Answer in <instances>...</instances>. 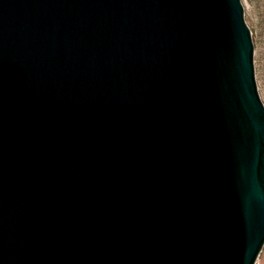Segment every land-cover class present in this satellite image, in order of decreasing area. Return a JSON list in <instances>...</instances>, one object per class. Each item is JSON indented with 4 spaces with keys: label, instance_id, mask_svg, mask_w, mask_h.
<instances>
[{
    "label": "water",
    "instance_id": "water-1",
    "mask_svg": "<svg viewBox=\"0 0 264 264\" xmlns=\"http://www.w3.org/2000/svg\"><path fill=\"white\" fill-rule=\"evenodd\" d=\"M253 54L241 0H0V264H255Z\"/></svg>",
    "mask_w": 264,
    "mask_h": 264
},
{
    "label": "rangeland",
    "instance_id": "rangeland-1",
    "mask_svg": "<svg viewBox=\"0 0 264 264\" xmlns=\"http://www.w3.org/2000/svg\"><path fill=\"white\" fill-rule=\"evenodd\" d=\"M244 6V18L250 29L254 48L253 64L258 93L264 104V0H241ZM260 259V260H259ZM264 260V245L258 255V261Z\"/></svg>",
    "mask_w": 264,
    "mask_h": 264
},
{
    "label": "bare ground",
    "instance_id": "bare-ground-1",
    "mask_svg": "<svg viewBox=\"0 0 264 264\" xmlns=\"http://www.w3.org/2000/svg\"><path fill=\"white\" fill-rule=\"evenodd\" d=\"M258 258V257H257ZM257 260V259H256ZM260 260V259H259ZM259 260L257 261L258 264H264V260L262 262H259ZM256 264V263H255Z\"/></svg>",
    "mask_w": 264,
    "mask_h": 264
}]
</instances>
